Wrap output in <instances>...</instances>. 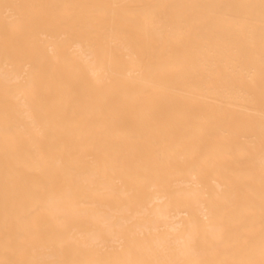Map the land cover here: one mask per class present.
Here are the masks:
<instances>
[{"label":"bare ground","instance_id":"obj_1","mask_svg":"<svg viewBox=\"0 0 264 264\" xmlns=\"http://www.w3.org/2000/svg\"><path fill=\"white\" fill-rule=\"evenodd\" d=\"M0 264H264V0H0Z\"/></svg>","mask_w":264,"mask_h":264}]
</instances>
